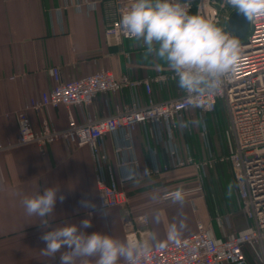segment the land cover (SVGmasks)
Listing matches in <instances>:
<instances>
[{
	"label": "crops",
	"instance_id": "obj_1",
	"mask_svg": "<svg viewBox=\"0 0 264 264\" xmlns=\"http://www.w3.org/2000/svg\"><path fill=\"white\" fill-rule=\"evenodd\" d=\"M63 3L64 0H0V140L3 143L17 140L16 111L32 96L38 97L52 88L51 70L55 66L65 80L103 67L112 69L117 76L127 73L132 78L147 77L157 69L168 67L142 41L134 38L120 43L109 41L102 4L91 11L70 8L59 14L57 8ZM13 75L14 80L10 78ZM182 91L176 80L165 85L154 84L152 95L161 101ZM140 95L145 102L144 88H140ZM130 102L129 90L101 93L86 111L100 117L113 113L117 107L123 109ZM70 114L77 120L83 118L79 107H72L69 112L64 105L32 110L30 117L35 128H41L45 122L62 128L68 125ZM195 129L194 133L198 134V122ZM193 134H188L190 143ZM210 138L216 152L211 127ZM147 139L143 127L135 130L136 152L142 165L151 160ZM112 141L107 136L114 159ZM192 147L197 159H201L204 156L201 140ZM158 155L161 162L167 161L161 146ZM217 164L209 174L204 173L205 188L191 166L172 168L130 180L124 185L128 203L101 209L96 168L88 147L74 148L56 140L44 150L35 143L2 150L0 264H59L60 253L55 258L41 253L46 246L41 239L44 230L39 218L28 216L22 205L23 198L51 186L60 188L58 196L65 197L63 202L57 201L55 212L49 217L53 228L78 224L88 218L93 225L86 230L88 233L101 231L119 239H127V233L135 229L138 239L154 234L156 239L151 248L173 240L169 239L173 226L176 238L196 232L198 222L204 223L217 238L246 229L249 223L241 210L232 164L229 161ZM177 192L181 194L179 200L174 198ZM83 201L90 207L85 208ZM142 214L148 216L147 224L138 220ZM248 264H254L252 255L248 256Z\"/></svg>",
	"mask_w": 264,
	"mask_h": 264
},
{
	"label": "built area",
	"instance_id": "obj_2",
	"mask_svg": "<svg viewBox=\"0 0 264 264\" xmlns=\"http://www.w3.org/2000/svg\"><path fill=\"white\" fill-rule=\"evenodd\" d=\"M130 3L131 0H64L57 12L61 14L70 8L91 11L102 4L106 37L120 43L132 39L124 34L120 23ZM189 7L192 14L221 24L226 33L236 38L228 25L236 10L227 6L225 0H189ZM239 41L244 56L236 73L227 76L219 90L199 96H190L183 90L168 99L155 100L154 84L165 85L177 80L169 67L142 78H132L127 73L117 76L112 69L103 67L91 74L65 80L55 66L51 70L54 85L38 97L29 98L16 111L17 140L9 143L0 140V151L31 143L44 150L56 140L74 148L88 147L96 168L101 209L125 206L128 194L124 185L135 178L191 166L203 182L206 168L229 161L241 210L249 223L247 228L217 238L204 223L198 222L196 232L152 247L138 264H248L249 255L264 264V17L251 20L246 36ZM10 78L14 80L16 76ZM140 88L146 92L145 102L141 99ZM123 90L131 93V102L125 108L117 107L113 113L100 117L86 111L99 94ZM220 101L229 118V152L223 155L212 148L207 121V114L214 112ZM59 105H64L69 112L72 107H79L83 118L77 120L70 114L68 125L62 128L46 122L41 128L33 126L32 110ZM195 122H198L197 132L204 152L201 159H197L187 141L188 134L195 132ZM140 126L145 129L151 154L150 162L144 165L137 155L134 140V132ZM24 129H27L25 133ZM107 136L113 140L114 159L109 152ZM158 146L164 149L166 162L160 161ZM138 220L146 224L149 221L146 214L138 216ZM126 237L138 239V229L128 232Z\"/></svg>",
	"mask_w": 264,
	"mask_h": 264
},
{
	"label": "clouds",
	"instance_id": "obj_3",
	"mask_svg": "<svg viewBox=\"0 0 264 264\" xmlns=\"http://www.w3.org/2000/svg\"><path fill=\"white\" fill-rule=\"evenodd\" d=\"M225 4L250 21L264 17V0H225ZM124 34L142 41L149 52L163 60L174 72L178 86L190 96L219 90L227 76L234 75L243 59V46L238 38L226 33L215 23L190 12L189 0H131L121 17ZM27 129H24V133ZM60 188H43L23 198L25 213L39 218L44 230L41 253L59 264H138L151 249L156 237L119 239L101 231L88 233L92 220L52 227L49 217L55 212ZM174 198L181 199L179 192ZM90 207L87 201L82 202ZM177 235L175 226L169 239Z\"/></svg>",
	"mask_w": 264,
	"mask_h": 264
},
{
	"label": "rangeland",
	"instance_id": "obj_4",
	"mask_svg": "<svg viewBox=\"0 0 264 264\" xmlns=\"http://www.w3.org/2000/svg\"><path fill=\"white\" fill-rule=\"evenodd\" d=\"M216 26L222 28L221 24H218ZM208 119H209V123L211 124V131L213 134V140H214L216 152L219 155L226 154L229 147L228 146L229 140L227 136L229 118L227 115L226 107L222 101L218 103L216 110L210 113ZM191 137H192L191 138L192 143L190 144L193 145L194 143L195 145H198L200 141L199 135L197 133H194ZM216 166H218V164ZM205 170H206L205 172L209 174V172L213 170V168L208 167ZM204 183L205 182L203 181V187L205 188ZM252 258L254 259V264H260L253 255Z\"/></svg>",
	"mask_w": 264,
	"mask_h": 264
},
{
	"label": "water",
	"instance_id": "obj_5",
	"mask_svg": "<svg viewBox=\"0 0 264 264\" xmlns=\"http://www.w3.org/2000/svg\"><path fill=\"white\" fill-rule=\"evenodd\" d=\"M229 28L235 34L236 38L243 39L248 30L250 20L244 15L234 11L231 17L229 18Z\"/></svg>",
	"mask_w": 264,
	"mask_h": 264
},
{
	"label": "trees",
	"instance_id": "obj_6",
	"mask_svg": "<svg viewBox=\"0 0 264 264\" xmlns=\"http://www.w3.org/2000/svg\"><path fill=\"white\" fill-rule=\"evenodd\" d=\"M208 124H209V128L211 127V124L208 122Z\"/></svg>",
	"mask_w": 264,
	"mask_h": 264
}]
</instances>
